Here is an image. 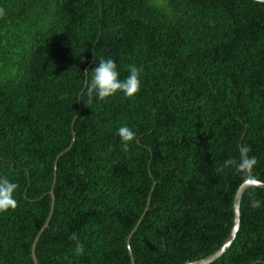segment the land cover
Masks as SVG:
<instances>
[{
	"label": "trees",
	"instance_id": "16d2710c",
	"mask_svg": "<svg viewBox=\"0 0 264 264\" xmlns=\"http://www.w3.org/2000/svg\"><path fill=\"white\" fill-rule=\"evenodd\" d=\"M0 264H189L227 240L233 200L264 183V3L252 0H0ZM141 90L89 104L95 61ZM127 125L135 142L116 134ZM242 147L257 164L245 170ZM69 149L65 154L63 152ZM57 160L56 167L55 161ZM154 183L156 184L155 186ZM264 190L240 203L211 264H264ZM75 235L76 239L72 237ZM77 244L84 247L75 254Z\"/></svg>",
	"mask_w": 264,
	"mask_h": 264
},
{
	"label": "clouds",
	"instance_id": "9594fccd",
	"mask_svg": "<svg viewBox=\"0 0 264 264\" xmlns=\"http://www.w3.org/2000/svg\"><path fill=\"white\" fill-rule=\"evenodd\" d=\"M3 15V10L0 9V16ZM141 74L142 69L136 65L128 66V75L120 78V72L117 69V64L112 58L101 57L98 63L95 61V67L91 70L90 78L86 81L83 88V94L87 96V101L92 104L94 101H106L109 98L117 95H123L125 98H134L141 90ZM116 134L124 145H129L137 139L136 133L131 127L122 125L116 130ZM250 148L242 147L238 161L226 160L225 166H231L234 163L237 168H243L245 172L252 169L257 160L255 157L248 155ZM256 183L255 180L252 181ZM18 185L9 180L6 176L0 175V213L14 210L17 207V193ZM250 207L253 209H260L264 207V202L260 200H252ZM76 239L75 235L72 237ZM84 247L77 244L75 254L82 255Z\"/></svg>",
	"mask_w": 264,
	"mask_h": 264
},
{
	"label": "water",
	"instance_id": "95a60500",
	"mask_svg": "<svg viewBox=\"0 0 264 264\" xmlns=\"http://www.w3.org/2000/svg\"><path fill=\"white\" fill-rule=\"evenodd\" d=\"M258 3H264V0H252ZM69 149H67L65 152H63L62 154H60V156H62L63 154H65ZM56 159L55 161V167L57 164V160L59 159V157ZM55 181H56V172L54 171V181H53V185H52V189L50 191V196L52 199V205H51V209H50V213L48 216V219L46 220L44 226L40 229V231L38 232L33 245H32V249H31V257L33 259L34 264H37L36 262V257H35V249L37 246V243L42 235V233L48 228L52 214H53V209H54V194H53V189L55 187ZM253 180H248L246 182H244L236 191L235 196H234V200H233V224H232V229L231 232L227 238V240L223 243V245L212 255H210L209 257L201 260V261H197L194 263H190V264H211L213 262H215L216 260H218L219 258H221L228 250L229 248L232 246V244L234 243L238 231H239V226H240V203H241V199L243 197V195L245 194V192L250 189V188H259L261 190H264V183L256 181L255 184L252 183ZM156 184L154 183L153 186H155ZM153 192V189L151 190L150 196L148 198L147 201V207L144 211V213L142 214L140 220L138 221L137 225L135 226L134 230L131 232V234L128 236L127 238V248H128V252L131 258V264H134V259L132 257L131 251H130V239L132 237V235L134 234V232L137 230V228L139 227V225L141 224L142 219L145 217L149 206H150V201H151V194Z\"/></svg>",
	"mask_w": 264,
	"mask_h": 264
},
{
	"label": "bare ground",
	"instance_id": "6f19581e",
	"mask_svg": "<svg viewBox=\"0 0 264 264\" xmlns=\"http://www.w3.org/2000/svg\"><path fill=\"white\" fill-rule=\"evenodd\" d=\"M249 180V179H248ZM190 264V263H189Z\"/></svg>",
	"mask_w": 264,
	"mask_h": 264
}]
</instances>
